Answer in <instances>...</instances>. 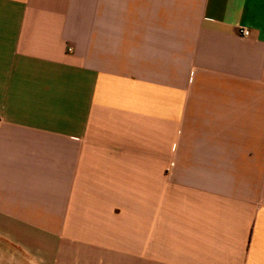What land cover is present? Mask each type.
<instances>
[{
	"label": "crops",
	"instance_id": "crops-1",
	"mask_svg": "<svg viewBox=\"0 0 264 264\" xmlns=\"http://www.w3.org/2000/svg\"><path fill=\"white\" fill-rule=\"evenodd\" d=\"M0 241L264 264V0H0Z\"/></svg>",
	"mask_w": 264,
	"mask_h": 264
},
{
	"label": "rangeland",
	"instance_id": "rangeland-1",
	"mask_svg": "<svg viewBox=\"0 0 264 264\" xmlns=\"http://www.w3.org/2000/svg\"><path fill=\"white\" fill-rule=\"evenodd\" d=\"M0 264H36L29 262L16 247L0 241Z\"/></svg>",
	"mask_w": 264,
	"mask_h": 264
},
{
	"label": "built area",
	"instance_id": "built-area-1",
	"mask_svg": "<svg viewBox=\"0 0 264 264\" xmlns=\"http://www.w3.org/2000/svg\"><path fill=\"white\" fill-rule=\"evenodd\" d=\"M242 33L245 36H250V34H251L250 31L249 30H246V29L242 30Z\"/></svg>",
	"mask_w": 264,
	"mask_h": 264
}]
</instances>
